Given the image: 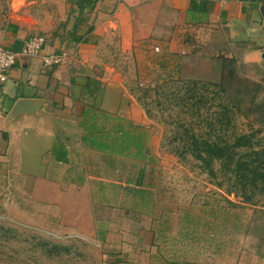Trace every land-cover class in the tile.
Here are the masks:
<instances>
[{"label":"crops","instance_id":"1","mask_svg":"<svg viewBox=\"0 0 264 264\" xmlns=\"http://www.w3.org/2000/svg\"><path fill=\"white\" fill-rule=\"evenodd\" d=\"M74 2L10 0V15L0 27V45L13 51H20L28 38L39 36L42 18L81 16L89 33L76 43L80 47L76 56H68L62 65L45 67L40 57L20 56L9 71L0 85V165L17 160L19 174L32 176L35 189L49 190L56 203L67 198L79 205L82 194L90 202L94 192L97 207L112 211L96 220L94 237L104 245L99 264H236L234 259L229 263L227 254L223 260V249L203 247L200 242L194 249L199 261L187 262L190 251L184 250L181 222L176 230L173 220L160 210L166 204L157 196L158 155L145 138L142 160L133 146L117 154L95 149L90 140L101 136L91 137L90 132L93 125L104 126L105 132L120 125L130 127L132 139L133 129L137 132L138 125H145L137 103L124 89L117 59L111 61L104 49L111 36L123 54L155 37L167 39L168 54L179 53L174 40L197 28L228 31L233 37L239 31H258L256 16L264 20V0H84L81 10ZM178 40L182 51L186 43ZM62 48L61 41H45L42 53ZM257 55L263 54L250 51L245 60L257 62ZM179 60L175 54L163 58L165 64L179 63L178 71ZM172 69L175 75L174 65ZM125 138L111 131L108 142L121 143ZM162 157L169 158L160 156L161 164ZM208 212L211 221L212 209ZM207 237L211 241L213 232L206 231Z\"/></svg>","mask_w":264,"mask_h":264},{"label":"rangeland","instance_id":"2","mask_svg":"<svg viewBox=\"0 0 264 264\" xmlns=\"http://www.w3.org/2000/svg\"><path fill=\"white\" fill-rule=\"evenodd\" d=\"M9 15L10 0H0V27ZM256 17L258 31H239L234 37L222 30L184 32L174 40L179 53L168 54V41L162 37L147 39L123 54L115 47L116 37L111 36L104 48L111 61L117 59L124 89L145 119V125L138 127L146 145L158 155L157 196L166 204L159 209L173 220L176 230L181 222V234L186 235L184 250L190 251L185 258L190 263L199 261L194 253L199 242L213 250L223 249L222 258L225 261L227 254L229 263L232 259L236 264L264 262V196L247 188L245 195L251 199L245 201L233 175L224 172L219 162L213 163L214 175H209L190 154L180 156L185 128L199 137L226 141L235 135H252L253 149L264 150V59L257 55V62L245 60L253 50L264 54V20L261 15ZM41 21L43 30L36 34L48 42H63L60 51L76 56L80 47L74 39L83 38L89 26L83 27L81 16ZM178 39L186 43L182 51ZM174 54L181 62L175 75L171 73L174 63L160 67L165 56ZM224 60L226 70L220 67ZM193 81L196 87L190 84ZM221 88L224 93H218ZM193 91L204 97L196 105L194 99L186 100ZM164 155L169 158L162 157L161 164ZM17 163L12 158L5 167L0 165V264H99L104 245L94 237L96 220L112 211L97 207L94 192L90 202L82 194L79 205L67 198L57 204L49 190L35 189L32 176L19 174ZM93 187L98 186L93 183ZM210 209L211 221L207 216ZM182 217L185 220L178 222ZM206 231L213 232L211 241L204 238Z\"/></svg>","mask_w":264,"mask_h":264},{"label":"trees","instance_id":"3","mask_svg":"<svg viewBox=\"0 0 264 264\" xmlns=\"http://www.w3.org/2000/svg\"><path fill=\"white\" fill-rule=\"evenodd\" d=\"M83 1L84 0H75L74 2L80 10L82 8ZM86 33H89V31H86ZM74 41L79 43L82 41V38H75ZM164 64L165 63L162 62L160 67H164ZM178 66L179 63H174V70H177V72ZM226 66L227 65L224 60L220 67L222 70H226ZM226 72L227 76L231 74L230 70H227ZM190 84L194 87L197 86L196 81H193ZM89 86L90 84H88V87ZM217 91L218 93L225 92L223 88ZM202 97L198 94L196 96L195 91H193V93L190 94L186 100L191 101L194 99L193 104L196 105L198 102H202L204 98ZM104 121L109 122V116H105L104 114ZM209 129H211L210 126ZM133 130V137L131 139L129 138L130 127L126 128L125 126L117 125L116 127H110L108 132H105L104 126L98 128L96 125H93L90 132L91 137L96 134H100L101 138L98 140L93 137L90 140V144L95 149L108 150L116 154L123 152L124 149L128 148V146H133L136 151V155L143 160L145 159L146 149L142 129L139 128L137 132H135V129ZM111 131L115 135L120 133L121 135L126 136L125 140L121 143L116 142L110 144L108 141ZM184 133L186 136L181 140V147L183 149V152H180L181 157L182 153L190 154L200 162L201 169L206 171L209 175H214L213 163L219 162L220 167L224 172L233 175L235 187H238L237 189H242L245 201H249L251 199L250 196L245 195L247 188L253 189L252 192L254 189H257V192L264 196V150L253 149L251 144L252 135H235L232 140L226 141L217 138L210 139L199 137L194 134L192 130L189 131L187 128L184 129ZM241 149H245L246 151L239 152L238 150Z\"/></svg>","mask_w":264,"mask_h":264},{"label":"built area","instance_id":"4","mask_svg":"<svg viewBox=\"0 0 264 264\" xmlns=\"http://www.w3.org/2000/svg\"><path fill=\"white\" fill-rule=\"evenodd\" d=\"M44 45L45 39L42 36L28 38L18 52L0 45V85L7 81L9 71L20 56L40 57L45 67H54L66 62L68 55L63 51L43 54Z\"/></svg>","mask_w":264,"mask_h":264},{"label":"water","instance_id":"5","mask_svg":"<svg viewBox=\"0 0 264 264\" xmlns=\"http://www.w3.org/2000/svg\"><path fill=\"white\" fill-rule=\"evenodd\" d=\"M262 58L264 59V54L262 55Z\"/></svg>","mask_w":264,"mask_h":264}]
</instances>
